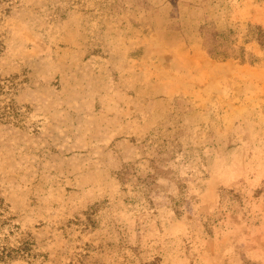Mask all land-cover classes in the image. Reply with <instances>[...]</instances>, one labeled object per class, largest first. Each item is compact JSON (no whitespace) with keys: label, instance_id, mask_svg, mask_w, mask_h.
Segmentation results:
<instances>
[{"label":"rangeland","instance_id":"obj_1","mask_svg":"<svg viewBox=\"0 0 264 264\" xmlns=\"http://www.w3.org/2000/svg\"><path fill=\"white\" fill-rule=\"evenodd\" d=\"M10 1L0 264H264V0Z\"/></svg>","mask_w":264,"mask_h":264},{"label":"trees","instance_id":"obj_2","mask_svg":"<svg viewBox=\"0 0 264 264\" xmlns=\"http://www.w3.org/2000/svg\"><path fill=\"white\" fill-rule=\"evenodd\" d=\"M10 0H0L1 3L10 5ZM4 11H8L7 8H3ZM254 39L258 45L264 50V29L260 26L254 27ZM203 36V46L206 53L214 60L224 61L226 59H236L241 63L246 61L251 62V60L245 59V50L242 47H239L237 50H230L229 45L222 33L213 32L208 29L204 30L202 33ZM2 49V42L0 40V52ZM13 82L9 79L0 78V124L2 123H17L19 122V107L14 102L13 99L8 98L7 95L10 92V88L13 87ZM6 208L0 199V226L9 224L8 217L5 216ZM10 226V224H9ZM14 226H11V229ZM10 234L13 233L12 230L9 231ZM9 234V235H10ZM7 235V238L8 236ZM8 240V239H6ZM24 242L18 241L16 246H8L7 242H4V239L0 240V260H5L12 255L24 256L25 253Z\"/></svg>","mask_w":264,"mask_h":264}]
</instances>
